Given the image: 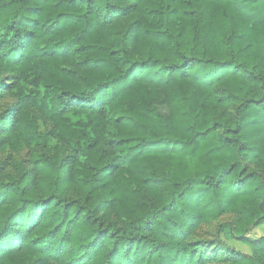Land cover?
I'll return each mask as SVG.
<instances>
[{"label": "trees", "instance_id": "trees-1", "mask_svg": "<svg viewBox=\"0 0 264 264\" xmlns=\"http://www.w3.org/2000/svg\"><path fill=\"white\" fill-rule=\"evenodd\" d=\"M7 95L0 264H264V0H0Z\"/></svg>", "mask_w": 264, "mask_h": 264}, {"label": "rangeland", "instance_id": "rangeland-1", "mask_svg": "<svg viewBox=\"0 0 264 264\" xmlns=\"http://www.w3.org/2000/svg\"><path fill=\"white\" fill-rule=\"evenodd\" d=\"M4 109H14V97L11 95H7L3 100L0 101V111ZM32 152V149L28 146L21 145L17 149H12L9 145H5L0 147V163L3 172V177L15 176L17 175L16 170L14 169L15 163L20 162L21 160H27L29 154ZM26 164V161H25ZM235 220V216L233 213H227L221 216L217 220H213L207 223H203L195 233L194 238L197 240L205 241L203 244V251L208 257L207 264H226V258L228 256L229 250L225 249L223 245L224 243L228 245L230 248L239 250L242 252L250 253V249L248 245L242 243L240 241L235 240H225L222 236H220V241H216V227L219 223L225 221ZM264 234V228L261 226H257L252 228L247 234L246 237L249 239L257 238ZM211 242H215L211 245Z\"/></svg>", "mask_w": 264, "mask_h": 264}]
</instances>
